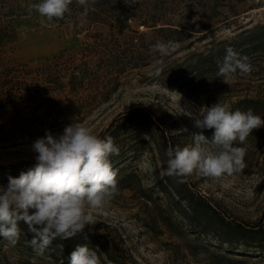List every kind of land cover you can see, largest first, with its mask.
Returning <instances> with one entry per match:
<instances>
[{
    "label": "rangeland",
    "instance_id": "374dc122",
    "mask_svg": "<svg viewBox=\"0 0 264 264\" xmlns=\"http://www.w3.org/2000/svg\"><path fill=\"white\" fill-rule=\"evenodd\" d=\"M37 2L39 0H0V11L16 12L7 19L10 20L15 39L0 48V72L7 66H22L28 71V74L21 75L22 80L34 85L39 74H46L57 64L68 63L70 57L81 58L84 45L94 41V33L102 32L106 36L116 34L108 27L92 25L85 18L66 20L63 24L54 20L45 27L42 24L44 18L28 8L29 4ZM198 2L135 0L132 6L147 20L153 15L156 18L166 16L173 24L186 29L208 20L217 30L200 42L196 34L186 36L179 45L184 50L171 55L172 50L164 55L166 59L159 58L157 61L162 69L167 63L172 65L168 74L162 71L158 76L154 74L153 65L157 61L126 73L110 93H104L96 101L88 98L85 105L87 112L77 122L99 135L119 114L134 108H145L157 118L168 136L174 138L176 145L183 148L195 145V134L202 133L209 139V129L202 130L195 126V118L202 108L219 101L232 110H242V100L264 96V61L258 55L248 57L253 66L250 75L237 72L226 82L195 70L200 62V54L214 53L221 43L233 40L243 30L264 26V0H245L234 5L236 17L232 8H221L213 13L207 8L198 7ZM131 24L133 28L138 27V24ZM139 30L148 31L143 27ZM203 66L201 63L200 67ZM171 81L175 83L170 85ZM88 96L93 97L92 94ZM54 98L73 99L59 94ZM37 104L29 102L19 107L20 113L9 111L0 117V126L7 125L0 128L1 174L18 177L21 171H26L35 163L36 153L32 144L46 132L27 130V125L35 120L33 111ZM63 129L61 125L48 130L55 135L62 133ZM254 130L256 134L246 140V168L242 172L206 177L196 171L187 178L196 192L217 203L230 217L246 223H255L264 213V127ZM143 138L146 140L143 145L135 134L124 135L121 142L118 140L115 143L119 154L110 156V161L113 162L112 158L124 152L123 159L114 168L117 180L129 173L135 174L136 179L131 181V187L120 189L108 205L91 210L96 223L86 226L84 232L119 237L127 254L138 264H209L204 254L192 256L186 248L187 243L203 244L215 253L244 260V264H264V251L259 248L242 246L233 250L229 246L219 245L212 238L198 237L194 233L190 224L172 210L169 198L158 187V182L167 178V157L161 155L151 137ZM205 147L211 150V145ZM3 180L8 182V178ZM172 181L178 184L177 178L172 177ZM0 186L6 187L4 184ZM168 209L176 217L175 222L180 223L181 238L160 221L161 215L165 216ZM62 257V252L56 248L49 247L42 255H37L35 251H26L20 242L11 246L6 239L0 238V264H63ZM99 258L100 264H107L104 255Z\"/></svg>",
    "mask_w": 264,
    "mask_h": 264
},
{
    "label": "trees",
    "instance_id": "16d2710c",
    "mask_svg": "<svg viewBox=\"0 0 264 264\" xmlns=\"http://www.w3.org/2000/svg\"><path fill=\"white\" fill-rule=\"evenodd\" d=\"M197 6L215 13L221 8H232V12L237 16L234 5L245 0H198ZM89 11L87 15H82L84 7ZM202 13L203 10H201ZM16 15V12L4 13L0 11V48L13 42L14 30L10 25L9 17ZM85 18L92 25L100 24L108 27L116 34L106 36L102 32H96L92 36L94 41L84 45L81 58L70 57L68 63L57 64L46 74L41 73L32 85L28 80H22L25 73L22 66H7L0 72V117L11 111L20 113V106L29 102L38 103L33 116L35 120L27 125V130L41 132L50 127L63 126L77 122L82 115H85L88 98L103 97L104 93H110L119 84L120 78L134 69L147 67L159 58L166 59L154 48L157 41L167 43L173 41L178 44L174 52L177 54L184 50L180 45L187 37L196 34L197 41H205L217 28L211 25L208 20L201 21L197 26L183 28L173 24L166 16L156 18L155 15L149 20L139 15L133 6L124 3V0H95L92 3L88 0L87 5H80L73 0L70 11L63 19L55 20L58 24H63L66 20H76ZM131 23L138 24L133 28ZM161 23V24H160ZM147 28L148 31H140L139 28ZM232 47L241 56L258 55L264 61V26L254 29L243 30L233 40L221 43V46L208 55L200 54V62L195 66V70L203 74H209L223 80L217 76L218 65L223 61L226 49ZM204 64V68L200 64ZM172 70V65L167 63L162 69L163 74H168ZM199 73V72H198ZM175 82L171 81L170 85ZM111 85V86H110ZM107 91V92H104ZM92 94L93 97H89ZM65 95L72 97L71 101L66 99L58 100L54 95ZM39 101V102H37ZM242 111L251 108L255 114L264 118V96L258 99H245L240 102ZM32 119V118H31ZM37 119V120H36ZM1 125L0 128H6ZM264 131V130H263ZM214 130L209 131V139L212 138ZM135 134L143 145L146 143L143 136L151 137L163 157L168 147L175 148L177 145L172 136H168L157 121V118L145 108H134L131 111L119 114L109 125L100 132L99 136H112L114 142H119L124 135ZM256 134L252 131L249 138ZM119 140V141H118ZM121 142V141H120ZM235 146H242L236 142ZM124 152L112 158L113 168L123 159ZM9 177L8 174L0 173V184L7 186L4 182ZM136 179L135 174L129 173L118 181V188L126 189L131 187V181ZM161 192L169 198L172 210L181 215L193 228L198 237L212 238L219 245H226L233 250L239 247L248 249H261L264 251V213L255 223H246L230 217L217 203L212 202L208 197L196 192L191 184H173L172 177L167 175L165 180L158 182ZM168 209L167 214L161 215L160 221L168 230L180 238V223H176V217ZM21 232L18 242L22 243L26 251L34 252L30 241L33 233L28 230L24 222L19 225ZM3 238V237H0ZM80 245H87L97 252L99 256L104 255L107 264H138L128 254L123 246L122 240L110 237L106 234L95 232H83L68 239L56 238L50 247L62 252L63 264H70L71 253ZM189 253L197 257L204 254L208 258L209 264H244V260L231 258L229 255L215 253L208 246L203 244H186ZM27 264V262H26Z\"/></svg>",
    "mask_w": 264,
    "mask_h": 264
},
{
    "label": "clouds",
    "instance_id": "9594fccd",
    "mask_svg": "<svg viewBox=\"0 0 264 264\" xmlns=\"http://www.w3.org/2000/svg\"><path fill=\"white\" fill-rule=\"evenodd\" d=\"M73 0H39L29 4L41 17L43 26L63 19ZM95 3V0H91ZM87 5L88 0H78ZM132 6L135 0H124ZM89 8L84 7L82 15ZM173 41H157L154 48L163 56L175 50ZM160 62L154 63V74L159 75ZM253 66L247 56L228 47L218 65L217 76L226 82L234 74L250 75ZM195 126L214 130L211 139L202 133L193 136L195 145L176 146L166 150L165 174L185 183L198 171L206 177H221L240 173L246 168L247 138L254 129L264 127V118L249 108L232 110L217 102L204 107L195 118ZM236 142L244 146H235ZM211 145V150L205 147ZM32 149L35 163L18 177H8L6 187L0 186V237L15 246L20 238V222L33 233L30 245L42 255L56 238L68 239L83 233L86 226L96 223L91 210L108 205L119 193L117 171L110 156L118 155L119 148L112 136L101 137L90 127L73 121L62 133L46 130L37 138ZM70 264H100L96 251L80 245L71 253Z\"/></svg>",
    "mask_w": 264,
    "mask_h": 264
}]
</instances>
